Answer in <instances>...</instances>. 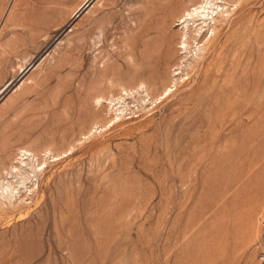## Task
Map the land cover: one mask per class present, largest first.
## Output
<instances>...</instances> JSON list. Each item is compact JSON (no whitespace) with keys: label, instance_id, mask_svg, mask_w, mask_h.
I'll return each instance as SVG.
<instances>
[{"label":"rangeland","instance_id":"1","mask_svg":"<svg viewBox=\"0 0 264 264\" xmlns=\"http://www.w3.org/2000/svg\"><path fill=\"white\" fill-rule=\"evenodd\" d=\"M51 1L0 0V158L45 160L0 206V264H264V0H231L191 54L178 13L201 0H61L63 21Z\"/></svg>","mask_w":264,"mask_h":264},{"label":"bare ground","instance_id":"2","mask_svg":"<svg viewBox=\"0 0 264 264\" xmlns=\"http://www.w3.org/2000/svg\"><path fill=\"white\" fill-rule=\"evenodd\" d=\"M58 1V0H57ZM55 0L51 1L52 3H55L57 4V6L54 8L56 10H54L53 8H50L51 6L55 5H51V6H48L46 5V8H50L53 9V11H56V12H52L51 10V18H50V21L53 19H56V18H60L61 20L60 21H63L65 19V14L67 13H70L71 10H72V14H73V7H69L70 9H66L62 4L63 2H57ZM77 1V0H76ZM82 1V0H81ZM81 1H79V4L81 3ZM83 1H86V0H83ZM82 1V3H83ZM89 0H87L84 5L78 10H83L84 9V6L87 4ZM169 2V1H168ZM196 3V2H195ZM194 3V4H195ZM198 3V2H197ZM200 4L197 5L195 4L196 6L194 7H188V8H182V12L178 15H179V20L182 24L181 26V30H180V38H179V44L182 45V47L185 49V52H188V54H191L189 53V51H191L189 48L191 47V39H194V40H197V46L199 49H204L205 48V44L203 43L202 45L199 44V41L198 40V36H200L201 39H203V37L206 35V33L208 31H211V34L210 37L211 38H214L216 36V29H218L220 27V24H218L216 21L218 22H222L225 17H224V12L225 11H228L229 10V7H227L226 5L229 6V4L231 3V0H224V2H222V0H201L199 2ZM47 4V3H46ZM49 4V3H48ZM168 4V3H167ZM173 4V3H172ZM253 5V4H252ZM171 6V5H169ZM226 6V8L224 7ZM79 7V6H78ZM162 7V6H161ZM83 8V9H82ZM165 8V7H164ZM78 9V8H77ZM76 9V11H77ZM231 9V8H230ZM47 11V10H46ZM49 11V9H48ZM79 13V12H78ZM226 14V13H225ZM48 15V14H46ZM76 15V13H75ZM174 16V15H173ZM70 18V17H69ZM232 19V18H231ZM230 19V20H231ZM48 20V18H47ZM66 20V19H65ZM69 20V19H68ZM71 20V19H70ZM174 20V18H173ZM59 21V22H60ZM211 21H214L213 24H211ZM241 21V20H240ZM49 23H52V22H49ZM44 24V23H43ZM65 24V23H64ZM47 25V23H46ZM31 26V25H30ZM60 26V25H59ZM195 27V28H193ZM41 28V27H40ZM195 30V34H193L192 36V31ZM57 31L58 30V26H55L53 28V31ZM163 31V30H162ZM161 31V32H162ZM209 33V32H208ZM208 35V34H207ZM47 37V36H46ZM163 37V36H162ZM41 38V37H40ZM155 40V39H154ZM162 40V38H161ZM160 40V41H161ZM218 40V39H217ZM217 42V41H216ZM156 44V43H155ZM158 44V43H157ZM156 44V45H157ZM169 44L170 43V40L168 41V38L167 36L165 35V37L163 38V40L156 46L153 47V49L151 50L150 53H148L146 56H145V63H146V67L145 68H142V71L140 72L141 74L149 71L150 75H151V78H152V81L151 83L149 84V86L151 84H155L157 83V80L159 78H161V75H160V69L161 67H165L166 69H168L169 71H171V66L173 65L172 64V61H171V56L168 54L169 52H167L168 48L171 47ZM180 45V47H181ZM196 47V46H195ZM215 47V46H214ZM152 48V47H151ZM182 48V49H183ZM211 49V48H210ZM150 51V50H149ZM170 51V50H169ZM184 51V50H183ZM148 52V51H147ZM193 52V51H192ZM209 53V52H207ZM171 54V53H170ZM187 54V53H185ZM235 54H236V51H235ZM238 56V55H237ZM188 57V56H187ZM220 59V58H219ZM236 62V61H235ZM234 62V64H235ZM239 62V61H238ZM203 63V62H202ZM188 64V63H187ZM192 64V62L190 63V65ZM201 65V64H200ZM185 66V65H184ZM187 66V65H186ZM239 66V65H238ZM181 68V67H180ZM178 70L180 71V69L178 68ZM237 70V69H236ZM175 71V70H174ZM240 71V70H239ZM171 73V72H170ZM180 73H183V72H180ZM169 74V73H168ZM176 74V73H175ZM179 74V73H177ZM186 74H188V71H186ZM226 74V73H225ZM179 78L180 77H183V75H178ZM176 79V78H175ZM236 79V78H235ZM161 80V79H160ZM184 80V78H183ZM162 81V80H161ZM176 81V80H175ZM237 81V80H236ZM229 82V81H227ZM146 83V81L141 77L137 83V89L136 91H140L138 88L142 86V84ZM234 83V82H233ZM232 85V84H231ZM10 86V85H9ZM144 86V85H143ZM147 86V85H146ZM145 86V87H146ZM233 86V85H232ZM223 87V85H222ZM226 87V86H225ZM8 88V86H7ZM171 85L168 84V83H164V86H163V91L160 93L161 96L162 94H165V96L169 95L171 93ZM129 89V88H128ZM127 88H123V90H125V94H130V92L128 91ZM226 89V88H224ZM238 89V87H237ZM147 91V95H150L151 96V90H149L148 87H146L145 89ZM144 90V91H145ZM222 91H225V90H222ZM233 91V90H232ZM237 91V90H235ZM134 92V90L131 89V93ZM234 92V91H233ZM124 93V92H123ZM143 93V92H142ZM220 93V92H219ZM235 93V92H234ZM237 93V92H236ZM145 94V93H144ZM214 94V93H213ZM133 95V94H132ZM156 95V94H155ZM216 95V94H215ZM142 96V95H140ZM160 96V95H159ZM158 96V97H159ZM264 96V95H263ZM154 97V96H153ZM214 97V96H213ZM217 97H218V94H217ZM215 97V99L217 98ZM227 97V96H226ZM230 97V96H229ZM103 98H105L103 95H99L96 97V101L98 102V104H102L104 101H103ZM126 97H124V95H120L118 97H112L110 99H107L108 100V103L110 106L109 108L110 109H115L117 112L121 111L120 114L124 113L122 111L130 108V104L128 103V101H126L125 99ZM149 98V97H148ZM263 98V97H262ZM152 99V98H151ZM157 99V98H156ZM220 99V98H219ZM139 100H144V102L146 103L145 101V97L142 96L141 99ZM154 100V98H153ZM152 100V101H153ZM218 100V99H217ZM222 100V98H221ZM225 100V99H224ZM227 100V99H226ZM223 101V100H222ZM148 102V101H147ZM154 102V101H153ZM220 102V101H219ZM142 103V102H141ZM221 103V102H220ZM227 103V102H226ZM223 104V103H222ZM132 105V104H131ZM147 106V105H146ZM150 106V105H149ZM217 106V105H215ZM219 106V105H218ZM217 106V107H218ZM221 106V105H220ZM219 106V107H220ZM228 106V105H227ZM226 106V107H227ZM134 107V106H133ZM138 107V106H136ZM218 107V108H219ZM224 107V106H223ZM147 108V107H146ZM213 108V107H212ZM144 109V108H143ZM215 109V108H213ZM114 110V111H115ZM112 111V110H111ZM113 111V112H114ZM219 111V110H218ZM115 112V113H117ZM220 112V111H219ZM218 112V113H219ZM223 112V110H222ZM114 113V114H115ZM206 113V112H205ZM216 113V112H215ZM119 114V113H118ZM117 114V115H118ZM116 116V115H115ZM118 117V116H116ZM114 119V118H112ZM116 119V118H115ZM112 121V120H111ZM2 146V145H1ZM3 147V146H2ZM22 147V146H21ZM20 147V148H21ZM51 148V147H50ZM49 148V149H50ZM48 149V148H47ZM46 148L44 149L47 150ZM5 150V149H4ZM17 150V149H16ZM18 150H19V147H18ZM35 149H33V147L31 146H24L23 148H21L19 150V152L17 151V155L15 156L17 159H18V162L17 164H14V162H11V164L9 165L10 168H8L7 166V163L5 162V160L3 158H0V170L2 172H6L9 176L11 174V176H14L15 179H12V178H8L7 177L5 178H2L0 179V206L2 208V204L5 206L4 203H6L7 201L10 203V204H16L15 203V200H19V198H22L23 196V192L22 191H25V193H31L33 191H37L35 189V184H37L36 188L39 186V179L37 177V171L38 170H41L42 167L40 166L41 163L45 162V160L43 161H39V158L36 157V153L34 152ZM3 151V149H2ZM47 151H50V150H47ZM46 151V152H47ZM45 152V153H46ZM40 154V153H38ZM18 155H20L19 157H17ZM2 156H4L2 154ZM40 156V155H38ZM46 156V155H45ZM1 157V156H0ZM14 157V159H15ZM35 157V159H34ZM9 158V157H7ZM42 158V157H41ZM6 159V158H5ZM13 158L11 160H14ZM43 159V158H42ZM38 160V162L36 163V161ZM42 165V164H41ZM49 168V167H48ZM45 169L46 167L43 169V172H45ZM4 175V174H3ZM51 175V174H50ZM6 176V175H5ZM36 176V177H35ZM35 177V178H34ZM7 179V180H6ZM39 192V191H38ZM37 194V193H36ZM22 200L25 201V199L23 198ZM20 202V201H19ZM8 203V204H9ZM18 203V202H17ZM11 205V206H12ZM10 206V205H9ZM28 206V205H27ZM8 207V206H7ZM4 208V207H3ZM2 208V209H3ZM13 208V207H12ZM15 208V206H14ZM26 208V206H25ZM6 209V208H4ZM24 209V208H23ZM21 211V210H20ZM26 213V212H25ZM22 215V213H21ZM20 215V216H21Z\"/></svg>","mask_w":264,"mask_h":264}]
</instances>
